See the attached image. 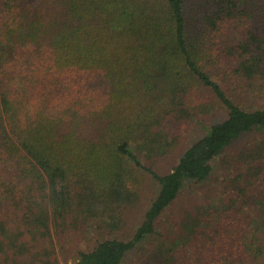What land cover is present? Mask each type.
I'll return each instance as SVG.
<instances>
[{
    "label": "trees",
    "instance_id": "obj_1",
    "mask_svg": "<svg viewBox=\"0 0 264 264\" xmlns=\"http://www.w3.org/2000/svg\"><path fill=\"white\" fill-rule=\"evenodd\" d=\"M193 120L207 133L159 172ZM226 155L244 181L160 233ZM139 174L159 188L141 225L100 235L140 205ZM261 181L264 0H0V264H69L72 245L124 264L152 238L141 264H264Z\"/></svg>",
    "mask_w": 264,
    "mask_h": 264
},
{
    "label": "rangeland",
    "instance_id": "obj_2",
    "mask_svg": "<svg viewBox=\"0 0 264 264\" xmlns=\"http://www.w3.org/2000/svg\"><path fill=\"white\" fill-rule=\"evenodd\" d=\"M216 120L220 121V118L211 119L210 122L213 123ZM207 128L208 127L205 126L204 123L198 120L190 122L189 126L181 132L178 144L171 152L170 157L163 159L162 166H160V169L158 168L159 172H169L171 168L176 165L182 154L194 142L202 138L204 134L207 133ZM260 139H262V137L260 138L257 134L243 137L239 142L234 144L229 151H233L235 153L243 147L251 146L252 143H257ZM231 161L232 157L230 155H226L222 159H216V161L213 162V171L210 177L203 183L191 180L186 181L185 189L183 190L180 199L165 213V215H163L161 219L162 223L158 227L160 233L167 234L175 229L176 226L174 223L177 221L179 213L193 201H198L199 203L205 205L212 204L217 207L221 206V201L226 196L225 194L235 191L237 186L244 181V176H240V174L242 175V171L240 172L241 168L236 166V163H231ZM142 174H139L141 199L138 208L127 210L126 212L124 211L125 223L119 233H115L114 235L106 234L108 232V229H106L104 230L105 234H102L104 231L102 232V230L97 229L100 235L130 240L135 229L141 225L145 211L149 208L150 204L157 197L159 192L157 183H155L149 175L144 174L145 176H143ZM259 186L261 196H259L256 203H252L251 208H248L251 214H256L257 212L261 214L264 212V181H261ZM91 235L93 236L94 233L92 232ZM155 241H157L156 238L146 240L136 251L128 255L124 264H141L140 259L143 255H146L151 251L156 244ZM87 247V244L81 245V249H86ZM75 249V245H72L69 253L67 251L63 252V255L68 253L69 257L67 258V261L69 264H74L73 260H75L74 257L76 256ZM61 260L62 264H64L65 256H62Z\"/></svg>",
    "mask_w": 264,
    "mask_h": 264
}]
</instances>
